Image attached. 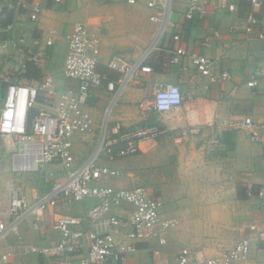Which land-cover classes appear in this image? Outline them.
Returning a JSON list of instances; mask_svg holds the SVG:
<instances>
[{
  "label": "crops",
  "instance_id": "crops-1",
  "mask_svg": "<svg viewBox=\"0 0 264 264\" xmlns=\"http://www.w3.org/2000/svg\"><path fill=\"white\" fill-rule=\"evenodd\" d=\"M225 1L237 2L239 9L209 6L195 19L188 20L184 16L188 2L175 0L173 20L179 24L158 37L159 23L151 20L155 11L147 7L146 0L136 4L127 0H63L61 3L45 0L36 21L30 16L33 0H0V35L2 32L7 35L0 36L1 82L7 77L12 81L37 80L19 75L26 72L22 65L28 62L30 54L45 51L44 65L34 64L40 69V77L51 74L58 89L77 88V80L63 75V65L68 36L74 24L80 22L100 37L98 69L112 78L119 75L107 66L113 53L119 52L134 61L154 43L158 45L147 59L154 72L126 88L112 109L111 124L120 121L126 126H140L135 124L145 116L140 105L144 90L154 92L156 82L178 83L183 90V104L162 114L167 120L164 136L144 142L136 155L101 161L124 172L120 177L103 179L102 183L115 187L144 185L164 201L163 217L174 220L167 230L165 244L139 242L138 250L125 263L118 264H177V256L184 247L192 251L190 264H198V256L220 255L242 238L251 240V251L245 260L235 264H264V194L260 195L261 190L264 192V131L260 141H252L248 131L220 125L221 119L247 116L264 123V78L256 89L244 84L253 69L264 70V39L258 36V31H245L246 16L251 10L247 0H214V3ZM257 14L262 19L263 10ZM1 21L8 23L6 28L1 26ZM176 32L181 34V41L173 38ZM205 40L207 45L203 44ZM179 46L210 56L218 72L228 70L233 78L210 84L186 58L180 65L172 64L168 51ZM236 84L238 88H234ZM7 86L0 90V106ZM109 95L106 89H94L89 108L95 130L74 135L75 163L85 159L95 147ZM184 128L195 132L180 138ZM13 152L12 139L0 134L2 220L9 219L7 183L13 178L3 166L12 162ZM57 170L64 176L61 166ZM32 174L20 178L31 204L45 190ZM96 202L90 198L73 205L49 207L38 229L29 217L19 232L0 239V251L11 253L6 264H57L56 257L39 255L27 248L55 243L60 239V233L53 228L55 218L59 214H84ZM133 211L134 207L128 203L113 209L119 217H130Z\"/></svg>",
  "mask_w": 264,
  "mask_h": 264
},
{
  "label": "built area",
  "instance_id": "built-area-1",
  "mask_svg": "<svg viewBox=\"0 0 264 264\" xmlns=\"http://www.w3.org/2000/svg\"><path fill=\"white\" fill-rule=\"evenodd\" d=\"M43 1L45 0H33L30 12L33 21L38 20ZM54 1L61 3L63 0ZM138 1L127 0L131 4ZM174 1L146 0L147 7L155 11L151 20L159 23L158 37L179 24L173 20L176 10ZM186 1L188 7L184 16L188 20L195 19L209 6L214 9L226 7L230 11L239 9L235 1ZM247 1L251 10L246 16L245 31H258V36L264 39V0ZM258 10H263L262 19L257 14ZM173 38L181 41V34L176 32ZM203 44L207 45L208 41L205 40ZM157 46L154 43L134 61L128 60L119 52L113 53L107 63L111 70L119 74L113 79L98 69L100 37L92 34L85 24L77 22L68 36V52L63 65V75L77 80V88L58 89L51 74H44L33 81H12L5 78L8 86L0 106V134L12 139L14 152L12 162L3 166L4 171L13 178L7 183L10 191L9 219H0V239L19 232L21 224L29 217L33 219V227L40 228V220L49 207L73 205L93 198L97 200L96 204L84 214H59L55 218L53 228L60 233L58 241L50 245H31L27 250L56 257L57 264H118L125 263L129 255L138 250L139 242H167L166 233L174 220L163 217L164 201L161 197L152 194L142 184L115 187L102 183L103 179L124 174L114 166L101 163L102 160L111 161L136 155L144 142L156 140L165 131L160 123L126 126L116 121L111 124L112 109L126 88L139 82L143 75L154 72L147 59ZM168 54L174 65L182 64L186 58L190 66L207 78L210 84L233 78L228 70L218 72L215 60L206 54L187 50L183 46L169 50ZM45 55V51L30 54L28 61L42 67ZM26 65L27 63L22 65L25 71ZM263 78L264 70L257 67L249 73L244 84L256 89ZM98 87L106 89L111 94V99L104 110L95 147L85 159L75 163L72 155L74 135L95 130V119L89 107L93 91ZM238 87L239 84H236L234 88ZM183 102L184 93L178 83L156 82L148 109L163 114L174 111ZM144 104L140 103L142 107ZM220 125L248 131L252 141H260L264 131V123L251 116L224 118L220 120ZM194 130L184 128L180 138L190 136ZM52 164L60 165L64 176L57 178L48 189L41 192L35 203H29L20 178L26 174L41 172ZM263 194L261 190L260 195ZM123 203L134 207L130 217H119L113 212L115 206ZM250 251L251 240L242 238L220 255H200L197 261L198 264H235L245 260ZM191 256V249L184 247L177 256V264H190ZM10 257L11 253L0 251V264H6Z\"/></svg>",
  "mask_w": 264,
  "mask_h": 264
},
{
  "label": "rangeland",
  "instance_id": "rangeland-1",
  "mask_svg": "<svg viewBox=\"0 0 264 264\" xmlns=\"http://www.w3.org/2000/svg\"><path fill=\"white\" fill-rule=\"evenodd\" d=\"M62 88L63 87H60V89H62ZM109 97L111 99V94L109 95ZM152 97H153V91L151 89H145L144 90V97H143V101H142L145 104H144V107H143L142 111L144 112L146 117L144 116L135 125H142L145 122L146 123H148V122H158L161 125H163V128L165 129V131L159 136V137H161V136H164L167 133L166 132L167 131L166 130L167 127L165 126V123H167V120H166L165 115H162L160 113H156L153 109H148V106H149V104L152 101ZM92 103H93L94 106L96 105L95 100H93ZM5 137H8V136H5ZM8 138H10V137H8ZM59 166L60 165H58V164H52V165H49L45 170H43L41 172H38V173L32 174V175H34L36 177L37 182L41 183L43 190L44 189L45 190L48 189L50 187V185L52 184V182H54L57 178H62L63 175L61 176L60 173L57 170V167H59ZM43 190H41V191H43Z\"/></svg>",
  "mask_w": 264,
  "mask_h": 264
},
{
  "label": "trees",
  "instance_id": "trees-1",
  "mask_svg": "<svg viewBox=\"0 0 264 264\" xmlns=\"http://www.w3.org/2000/svg\"><path fill=\"white\" fill-rule=\"evenodd\" d=\"M7 25H8V23L6 24V22L5 21H1V26L3 27V28H6L7 27ZM1 38H6L7 37V35H6V33H4V32H2L1 33ZM35 63H31V62H27V65H26V72L25 73H23V74H21V75H19V78L20 77H26V78H37V79H39L40 78V69L38 68V67H36L35 65H34ZM108 74V73H107ZM109 75V74H108ZM110 76V75H109ZM111 77V76H110ZM112 78V77H111ZM114 79V78H113ZM8 85V83L7 82H5V81H0V90L4 87V86H7ZM240 194V193H239ZM241 195V194H240Z\"/></svg>",
  "mask_w": 264,
  "mask_h": 264
}]
</instances>
